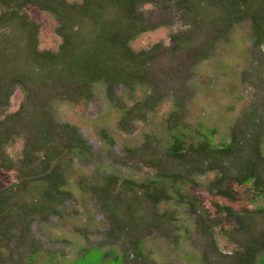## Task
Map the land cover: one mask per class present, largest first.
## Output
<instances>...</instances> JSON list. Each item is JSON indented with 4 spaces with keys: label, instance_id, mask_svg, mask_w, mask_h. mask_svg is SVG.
<instances>
[{
    "label": "trees",
    "instance_id": "16d2710c",
    "mask_svg": "<svg viewBox=\"0 0 264 264\" xmlns=\"http://www.w3.org/2000/svg\"><path fill=\"white\" fill-rule=\"evenodd\" d=\"M147 4L179 7L193 23L212 26L213 33L197 50L184 33L171 32L168 38L174 51L186 48L198 62L212 56L217 43L244 17L250 19L255 45L264 41V0H0V165L14 172L13 183L0 187V247L16 238L26 241L27 219L33 213L57 212L69 190L62 188L67 184L68 157L89 153L69 117L63 122L54 120L51 104L56 100L51 90L59 87L65 93L83 94L73 106L93 96L89 94L92 86H103L110 106L121 114L118 126L123 132L138 123L134 116L140 120L151 103L161 104L159 94L139 98L134 93L135 84L148 80L147 68L156 52L165 47L162 42L139 50L132 47L148 30L142 11ZM38 14L55 21L52 31L60 40L55 50L40 48L38 36L44 22ZM118 83L129 93L125 96L128 103L115 93ZM20 92L22 100L11 110V100ZM173 100L171 107L177 109L168 115L164 111L168 138L160 151L156 144L150 147L153 135L143 132L141 141L121 158L140 160L149 175L134 178L113 169L78 178L77 187L89 193L100 209L103 228L96 231L109 244L104 251L117 250L122 264L130 256L134 264H170L167 258L160 262L150 257L145 247L153 240L146 242V237L175 235L170 226L177 225V231L188 228L186 217L193 215L192 225L202 236L201 264H264V234L256 226L264 218V204H255L251 193L259 191L257 198L264 194L260 113L254 104L242 103L239 119L221 135L214 125L201 123L192 128L180 107L182 101ZM231 100L229 108L238 107L239 97ZM20 119L32 125L24 139L16 131L12 136ZM101 132L112 146L111 131ZM16 137L24 145L18 154L8 150ZM209 172L211 176L203 179ZM40 192L45 197L36 198ZM215 233L230 241L226 249L232 250L216 244ZM0 260L9 264L1 251Z\"/></svg>",
    "mask_w": 264,
    "mask_h": 264
},
{
    "label": "rangeland",
    "instance_id": "374dc122",
    "mask_svg": "<svg viewBox=\"0 0 264 264\" xmlns=\"http://www.w3.org/2000/svg\"><path fill=\"white\" fill-rule=\"evenodd\" d=\"M142 11L148 23V30L133 41L132 47L139 50L157 42H162L165 47L156 52L155 61L147 68L148 80L135 84L138 90L134 93L139 98H143L144 94L150 97L159 94L162 98L161 104L157 106L151 103L150 109L144 111L140 120L139 115L134 116L138 123L123 132L118 126L121 114L110 106L103 86H92L89 94L93 92V96L73 106L83 94L79 96L74 92L65 93L59 87L51 90L56 100L51 104L54 120L63 122L69 117L90 149L85 155L79 153L68 157L69 167L64 175L67 184L62 188L69 190L65 194L66 197L61 199L62 203L57 207V212L49 215L33 213L27 219L29 223L24 238L26 241L21 242L16 238L7 247H0L9 264H122L120 256L116 255L117 250L111 248L107 254L104 251L109 244H106L104 236L96 231L103 228L99 223L102 218L100 209L94 204L89 193H82L77 187L78 178L106 173L113 169L120 175L122 173L134 178L149 175V169L140 160L128 161L121 158H125L127 151L141 141L143 132L153 135L150 137V147L156 144L160 151L163 142L168 138L165 130L168 122L164 111L168 115L177 109L171 107L173 99L182 101L180 107L185 120L191 123L192 128L201 123L214 125L221 135H226L229 125L239 119L243 110L241 104L244 102L247 107L254 104L263 119L264 128V41L261 46L255 45V38L250 33L249 17H244L239 24L227 31V38L217 43L212 56L198 62L186 48L181 47L174 51L168 38L171 32L184 33L194 50H197L213 33L212 26L200 21L193 23L188 15H184L179 7L175 6L165 8L147 4ZM37 17L44 22L38 36L40 48L55 50L60 41L52 31L55 21L49 20L45 15L38 14ZM194 55L196 56V53ZM147 70L145 69V72ZM207 70L211 73H207ZM114 91L121 97L122 102H129L125 99L129 93L124 84L118 83ZM14 96L10 103L11 110H16L22 100L21 92ZM233 97H239V104L238 107L230 109ZM15 127L12 136L16 131V136L24 139L31 133L32 125L30 121L20 119ZM102 130L111 131L114 141L112 146L102 138ZM23 146L18 139L8 150L18 154ZM36 153V156H39L38 152ZM14 166L13 163L11 168ZM26 170H29V167ZM11 172L12 170L0 165V187L13 183L14 172ZM211 174H205L203 179L209 178ZM251 193L255 204H264V194L257 198L259 191L254 189ZM42 196L45 197L44 193L40 192L36 198L40 199ZM44 214H47V217L43 216ZM258 220L256 226L262 230L260 233L264 234V218ZM186 221L190 222L186 224L188 228L182 230H174L177 225L170 226L169 231L176 234L168 238L158 233H151L146 237V242L153 240L145 247L151 254L150 257L160 262L167 258L170 264H201L202 236L196 225H192L193 215L186 217ZM214 239L225 251L232 250L230 246L226 249L230 241L222 234L215 233ZM18 242L22 246L18 245ZM156 246L159 250L157 249L158 254L155 255L153 251ZM120 248L121 246L118 247ZM50 253L55 255V259ZM4 261L6 260H0V264ZM124 263L134 264V261L130 256Z\"/></svg>",
    "mask_w": 264,
    "mask_h": 264
}]
</instances>
